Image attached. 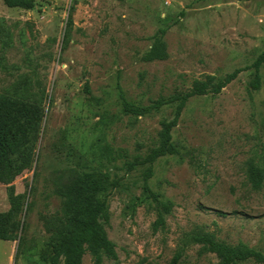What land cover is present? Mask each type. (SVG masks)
I'll list each match as a JSON object with an SVG mask.
<instances>
[{
    "label": "rangeland",
    "instance_id": "rangeland-1",
    "mask_svg": "<svg viewBox=\"0 0 264 264\" xmlns=\"http://www.w3.org/2000/svg\"><path fill=\"white\" fill-rule=\"evenodd\" d=\"M157 36L167 58L145 62ZM261 54L264 0H37L31 11L0 0V104L43 111L33 168L0 179V215L11 186L16 208L0 218V264H61L71 229L105 197L117 259L103 264H170L199 231L264 253V187L248 175L252 161L264 170V67L251 87ZM238 69L220 95L188 102L173 131L179 153L147 163L175 118L176 105L157 103ZM122 95L151 111L127 113ZM146 182L174 204L165 230ZM202 248L188 244L182 264H219Z\"/></svg>",
    "mask_w": 264,
    "mask_h": 264
},
{
    "label": "trees",
    "instance_id": "trees-1",
    "mask_svg": "<svg viewBox=\"0 0 264 264\" xmlns=\"http://www.w3.org/2000/svg\"><path fill=\"white\" fill-rule=\"evenodd\" d=\"M11 9L34 10L37 0H3ZM73 8L70 10V16ZM162 35L165 31H161ZM166 46L162 36H157L151 50L143 58L145 62L166 60ZM264 67V54H261L252 66L255 70L251 87L254 90L261 88L260 70ZM244 70L238 69L224 78L207 76L205 80L195 81L188 92H181L167 101L157 103V108L166 104L176 105L175 118L168 122H162V131L159 136V147L147 158V163L176 156L179 151L173 142V131L178 126L180 118L188 102L197 97L207 95H220L224 89L237 80ZM124 108L127 113L143 116L150 108L140 107L129 102L122 95ZM43 111L38 106L17 104L13 99L0 104V179H3L6 171L9 184L33 168L36 159V149L41 131ZM248 175L255 190L264 187V170L254 161L248 164ZM148 177L146 178V181ZM15 187L9 189V197L12 202L10 212L0 218L12 220L15 217V202L13 199ZM144 194L155 205L157 212L156 231L165 230L167 217L171 215L174 204L164 200L159 194H155L149 185L145 184ZM110 223L108 198L105 197L96 203L89 221L75 225L70 231L71 249L65 254L61 264H83L84 256L89 253L94 264H103L105 258L117 259L116 245L109 239L106 226ZM5 224H0V239L6 238ZM188 244L201 245L205 253L214 254L219 264H244L254 262L264 264V253L249 248L244 244L230 245L219 240L214 234L204 231L194 232L189 235L185 246L181 247L170 264H182L185 247Z\"/></svg>",
    "mask_w": 264,
    "mask_h": 264
}]
</instances>
